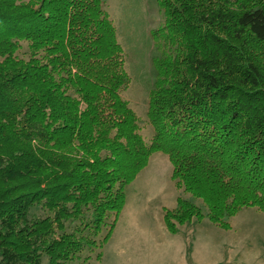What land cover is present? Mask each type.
I'll list each match as a JSON object with an SVG mask.
<instances>
[{"label":"trees","instance_id":"1","mask_svg":"<svg viewBox=\"0 0 264 264\" xmlns=\"http://www.w3.org/2000/svg\"><path fill=\"white\" fill-rule=\"evenodd\" d=\"M160 8L147 145L121 97L130 78L104 0H0V264L101 249L155 152L214 225L264 212V0ZM202 217L178 198L164 221L174 232Z\"/></svg>","mask_w":264,"mask_h":264},{"label":"rangeland","instance_id":"2","mask_svg":"<svg viewBox=\"0 0 264 264\" xmlns=\"http://www.w3.org/2000/svg\"><path fill=\"white\" fill-rule=\"evenodd\" d=\"M161 1L104 0L130 78L121 97L137 116L147 145L155 133L147 109L155 81L152 32L164 25ZM171 172L165 154H151L147 166L124 188L126 202L107 243L101 249H84L70 264H264V212L246 207L227 220L229 229L216 226L202 200L178 189ZM178 198L198 206L203 217L170 232L164 214L177 207ZM33 212L43 215L36 208ZM104 235L103 229L98 239ZM41 264H48L47 256Z\"/></svg>","mask_w":264,"mask_h":264}]
</instances>
